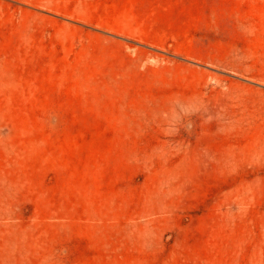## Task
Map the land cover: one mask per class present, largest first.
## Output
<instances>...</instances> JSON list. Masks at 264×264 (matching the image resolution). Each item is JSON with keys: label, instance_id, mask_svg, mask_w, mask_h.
I'll return each instance as SVG.
<instances>
[{"label": "rangeland", "instance_id": "rangeland-1", "mask_svg": "<svg viewBox=\"0 0 264 264\" xmlns=\"http://www.w3.org/2000/svg\"><path fill=\"white\" fill-rule=\"evenodd\" d=\"M0 264H264V0H0Z\"/></svg>", "mask_w": 264, "mask_h": 264}]
</instances>
